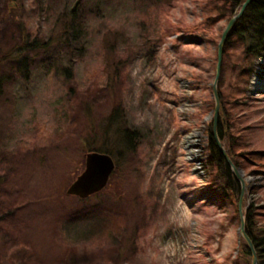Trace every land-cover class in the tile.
I'll list each match as a JSON object with an SVG mask.
<instances>
[{"label": "rangeland", "instance_id": "rangeland-1", "mask_svg": "<svg viewBox=\"0 0 264 264\" xmlns=\"http://www.w3.org/2000/svg\"><path fill=\"white\" fill-rule=\"evenodd\" d=\"M77 2L0 0V264H246L240 213L210 202L204 166L224 1L85 0L68 51L63 17ZM21 29L47 49L21 51ZM245 49L224 50L217 88L235 126L250 128L237 150L260 152L264 59ZM116 108L132 150L120 123L107 130ZM107 144L109 185L87 200L67 194ZM256 163L241 169L243 207L264 225Z\"/></svg>", "mask_w": 264, "mask_h": 264}, {"label": "trees", "instance_id": "trees-1", "mask_svg": "<svg viewBox=\"0 0 264 264\" xmlns=\"http://www.w3.org/2000/svg\"><path fill=\"white\" fill-rule=\"evenodd\" d=\"M85 0H78V2L73 7V10L66 16L63 17V33L62 39L64 41V47L68 51H74L75 43L72 41L75 38V25L78 26V23L83 22V18L80 17V14L84 15L85 9L83 7ZM148 1V0H147ZM150 1V0H149ZM154 3H168L170 0H152ZM224 6L223 9L225 12L230 13L229 18L227 19V23H230L232 17L239 13L241 6L247 0H223ZM21 40L25 43L21 51H30L37 53V51L47 49L49 42L42 44L34 39L30 42V38L32 34L30 32L26 33L23 29H21ZM27 34V35H26ZM108 35H105L106 37ZM242 43L245 44V54L251 59H264V0H254V2L247 8L243 17L238 21V23L233 28L230 37L226 41L225 52H227L234 43ZM104 43L106 46L110 44L108 39L104 38ZM26 68V69H25ZM29 64L26 67L20 68L23 70V77L27 78L28 75ZM5 82L0 81V89L4 88ZM11 89V83L7 85ZM8 89V88H6ZM219 98L221 99V113L219 116L218 123V132L221 143L224 144L227 154L234 164L238 167V169H245V163H253L257 164L256 161H261L264 158V151L260 152H246L244 150H237L239 142L243 141V133H245L248 128L238 129V126H235L237 123L235 118L232 116L231 112L227 110V104L225 102L224 96L221 91H219ZM123 115L120 108L114 109L110 117L108 119L109 124L108 128H111L114 125L119 124L123 126V130H121V139L123 141L124 147L127 150H132V136L128 135L130 129L123 124ZM208 128L205 130V133L208 137L207 146L205 148V173L206 177L213 180V185L217 188L214 190L211 195L210 202L213 205H217L218 207H224L227 203H232L236 206L237 211L239 213L238 205L241 200L242 186L236 175H234L231 167L227 164L225 158L220 153L217 143H215L214 137V125L212 122L207 124ZM125 127V128H124ZM136 135V133H133ZM90 152H100L104 154H112V149L107 145H102L100 148H96L94 150H90ZM249 174H263L264 172H260L258 170H253ZM255 190H250L249 194L254 193ZM256 207L254 205L251 206L248 211H246V232L249 239L252 241L255 250H257V256L259 264H264V225H260L261 221L259 220L256 212ZM240 258L244 259L246 264H252V251H250L249 245L245 240L241 243L239 247Z\"/></svg>", "mask_w": 264, "mask_h": 264}, {"label": "water", "instance_id": "water-1", "mask_svg": "<svg viewBox=\"0 0 264 264\" xmlns=\"http://www.w3.org/2000/svg\"><path fill=\"white\" fill-rule=\"evenodd\" d=\"M254 2V0H247L243 5L241 6L240 12L232 17L230 20V23L226 27V29L223 32L222 40L220 42L219 51H218V69H217V76L216 81L214 83L213 89H214V100L216 101L215 106V115H214V137H215V143H217L218 148L220 150V153L225 158L227 164L230 165L234 175H236V178L240 182L242 186V193H241V200L239 203V213L241 218V225H240V234L241 239L245 240L247 244L249 245L250 251H252V264H259L258 256H257V250H255V247L253 246L252 241L249 239L247 232H246V216L245 211L243 207V203L245 200V192L247 189V185L244 179L243 171L234 164L229 156V153L227 154V151L225 149V146L223 143H221L219 138V132H218V119L221 113V99H219V92H218V81L220 79V70H221V64L223 61V53L225 50V43L228 40V38L231 35V32L235 25L238 23V21L243 17L244 13L246 12L247 8ZM86 167L85 172L79 176L76 180V183H74L67 191V194L73 197H79L82 200H87L89 197L97 195L99 192L103 191L108 185L109 180L111 176L116 171V163L115 159L112 158L111 155H107L100 152H90L86 155Z\"/></svg>", "mask_w": 264, "mask_h": 264}, {"label": "built area", "instance_id": "built-area-1", "mask_svg": "<svg viewBox=\"0 0 264 264\" xmlns=\"http://www.w3.org/2000/svg\"><path fill=\"white\" fill-rule=\"evenodd\" d=\"M251 182H252V183H251L252 185H254V186H257V185L254 183L255 181H254V182H253V181H251ZM247 185H248V184H247ZM249 188H250V186H249Z\"/></svg>", "mask_w": 264, "mask_h": 264}]
</instances>
